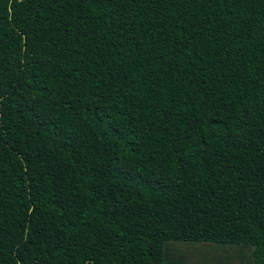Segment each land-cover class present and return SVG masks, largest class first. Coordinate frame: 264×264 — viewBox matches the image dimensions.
Listing matches in <instances>:
<instances>
[{
    "label": "trees",
    "instance_id": "1",
    "mask_svg": "<svg viewBox=\"0 0 264 264\" xmlns=\"http://www.w3.org/2000/svg\"><path fill=\"white\" fill-rule=\"evenodd\" d=\"M185 244L264 264V0H0V264Z\"/></svg>",
    "mask_w": 264,
    "mask_h": 264
},
{
    "label": "rangeland",
    "instance_id": "2",
    "mask_svg": "<svg viewBox=\"0 0 264 264\" xmlns=\"http://www.w3.org/2000/svg\"><path fill=\"white\" fill-rule=\"evenodd\" d=\"M180 251L183 252L182 257L188 264H222L223 262V254L218 251L216 253L218 256L220 254V258L214 257L208 248L204 251L198 247L185 244Z\"/></svg>",
    "mask_w": 264,
    "mask_h": 264
}]
</instances>
